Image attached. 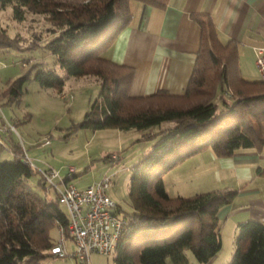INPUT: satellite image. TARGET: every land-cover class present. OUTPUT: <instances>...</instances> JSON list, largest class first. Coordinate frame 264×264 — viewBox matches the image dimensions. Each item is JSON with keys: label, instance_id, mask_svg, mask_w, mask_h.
Returning <instances> with one entry per match:
<instances>
[{"label": "trees", "instance_id": "1", "mask_svg": "<svg viewBox=\"0 0 264 264\" xmlns=\"http://www.w3.org/2000/svg\"><path fill=\"white\" fill-rule=\"evenodd\" d=\"M129 1L0 0V10L11 7L19 21L26 12L41 15L49 24L47 32L53 36L46 48L64 76L35 65L34 80L41 88L61 94L67 78L90 76L99 82L98 98L77 128L136 130L147 139L155 135L149 130L160 128L151 150L131 169L132 212L121 216L128 226L114 249L115 264H189L186 250L198 264H206L221 246L218 213L232 202L237 190L170 196L161 175L203 150L226 157L237 149L262 147L264 81L243 79L235 43H221L210 19L194 16L200 43L184 92L132 96L133 69L98 54L130 21ZM138 1L162 6L164 0ZM11 40L0 39V48L13 46ZM25 79L12 83L10 97L21 96ZM6 122L15 126L1 117L0 142L12 144L14 160L0 162V264H40L52 256L50 248L56 243L50 237L52 228L62 227L69 238L68 217L57 192L48 195L51 186L36 168L23 162L25 151L13 142L14 132L1 130ZM106 158L112 160L114 155ZM34 174L39 175L41 193L29 184ZM72 176L65 175L63 181ZM116 211L119 214L117 205ZM229 264H264V223H238Z\"/></svg>", "mask_w": 264, "mask_h": 264}, {"label": "crops", "instance_id": "2", "mask_svg": "<svg viewBox=\"0 0 264 264\" xmlns=\"http://www.w3.org/2000/svg\"><path fill=\"white\" fill-rule=\"evenodd\" d=\"M129 11L128 24L107 41L98 54L133 69L132 96L160 91L173 95L184 92L200 43V28L194 16L210 19L221 43H235L243 79H249L246 74L256 77L255 48L264 47V0H164L162 6L130 0ZM256 72V80H261ZM68 83L69 78L59 94L61 97H65L63 92ZM25 154L28 156L26 151ZM172 170L176 184L175 194L170 196L219 189L237 190L232 202L218 213L221 246L206 263L229 264L238 223L246 220L264 223V145L259 149H237L226 157H217L212 151L203 150ZM71 178L68 182L73 184ZM107 196L118 206L108 192ZM222 250H225L223 254ZM66 251L70 252L67 247ZM188 262L193 264L194 261Z\"/></svg>", "mask_w": 264, "mask_h": 264}, {"label": "rangeland", "instance_id": "3", "mask_svg": "<svg viewBox=\"0 0 264 264\" xmlns=\"http://www.w3.org/2000/svg\"><path fill=\"white\" fill-rule=\"evenodd\" d=\"M43 20L41 15L26 12L24 19L19 21L14 18L11 7L0 10V31L4 33L0 39L4 40L7 37L12 39L13 43V46L0 48V122L3 117L15 124L10 125L15 129L11 136L13 142L34 160L36 168H51L58 172L59 176L54 182L61 183V179L67 173V167L75 168V176L71 181L77 188H85L89 184L101 181L105 176L110 177L112 183L109 189H106V194L108 192L117 202L120 216L127 217V214L132 212L128 197L131 169L151 150L158 139L157 132L160 128L156 126L149 130L155 135L148 139L142 138V132L136 130L92 131L77 128L92 102L98 98L100 84L90 76L69 78L70 83L65 85L66 89L63 92L65 97H61L54 89L39 86L34 80L35 65L43 69L56 70L64 76L46 48L47 41L52 37L47 32L49 24ZM255 69L257 71V68ZM256 71V77L246 74L249 77L246 80H256L258 78ZM21 77L26 78L21 96L13 99L8 94L9 87ZM221 95L218 93V97ZM45 144L48 145L43 146ZM10 146L12 147V144H8L4 139L0 142V162L14 160ZM113 155L112 160L106 158ZM171 171L173 170L163 172L161 177L166 192L175 194L176 183ZM38 181L39 175L34 174L29 184L41 193L37 186ZM49 189V195L52 196L54 190L52 187ZM60 207L66 211L62 203ZM50 237L52 241L58 240L57 228L50 230ZM65 241L68 251L71 252L74 248L73 241L70 238ZM115 254V250L108 255L92 253L91 262L115 264ZM185 255L188 261L196 263L190 250H186ZM40 264L78 263L69 256L56 258L47 255Z\"/></svg>", "mask_w": 264, "mask_h": 264}, {"label": "built area", "instance_id": "4", "mask_svg": "<svg viewBox=\"0 0 264 264\" xmlns=\"http://www.w3.org/2000/svg\"><path fill=\"white\" fill-rule=\"evenodd\" d=\"M255 66L260 79L264 81V47L255 48ZM7 129L15 131L6 122L1 130ZM22 160L25 164L36 168L33 160L25 153ZM36 169L45 182L57 192L60 202L65 206L68 217L66 231L74 245V249L68 253L63 229L59 227V237L50 248V254L56 258L69 256L78 264H92V253L110 254L128 226V221L117 213L116 204L106 194V189L111 184L110 177L105 176L101 181L78 189L73 184L63 181V178L60 184L54 182L59 174L53 169ZM74 173V167H67V176Z\"/></svg>", "mask_w": 264, "mask_h": 264}]
</instances>
